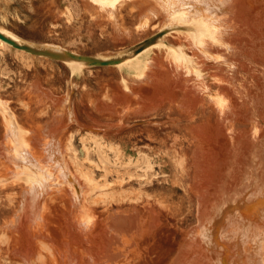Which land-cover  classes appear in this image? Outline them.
Segmentation results:
<instances>
[{
  "label": "rangeland",
  "instance_id": "1",
  "mask_svg": "<svg viewBox=\"0 0 264 264\" xmlns=\"http://www.w3.org/2000/svg\"><path fill=\"white\" fill-rule=\"evenodd\" d=\"M111 1L113 14L101 8L93 12L91 6L84 5L89 0H53L54 6L62 10L57 16L53 13L49 26L29 11L30 0H0V13L8 14L0 17V26L22 35L24 38L12 32L23 42H53L77 53L103 57L139 42L161 26L163 12L155 3L151 5L158 16L145 30L135 26L137 9L131 14L128 0ZM246 1L240 11L242 25L237 23L240 28L236 26V35H226L231 47L236 44L242 49L240 55L233 57L229 49L216 43L209 48L217 58L207 59L197 48L189 47L182 35L166 37L168 42L182 46L195 62L192 66L206 77L212 92L226 93V99L229 96L231 110L223 126L218 123L216 102L206 93L193 90L190 74L178 73L175 64L171 65V55L161 47L152 48L140 61L136 58L149 48L124 63L104 67L79 66L16 48H0V264H180L184 258L179 255H190L192 247L213 254L212 245L205 239L208 225L197 224L195 179L200 177L197 180L205 181L212 191L220 182L230 188L235 180L234 169L239 166L251 172L246 173L247 177L264 181V0ZM145 5L150 4L144 1L140 9ZM220 54L235 60L232 70L219 60ZM147 58H155L157 64L152 84H145L142 92L152 99L162 94L174 101L165 98L162 110H146L144 114L133 111L137 97L131 94L125 101L119 99V104H113L110 96L122 94L126 87L131 89ZM34 84L56 96L69 94L77 122L67 125L60 138L65 159L84 186V195L78 201L72 199L69 185L59 176L55 178L60 184L52 185L41 202L27 201L32 172H23L5 157L26 147L34 153L33 156L29 151L34 157L31 158H42L44 146L33 143L31 135L51 123L56 110L62 112L57 118L61 123L67 120L68 103H53L34 89ZM203 123L214 126L213 131L209 126V132L204 131L205 127L200 129ZM17 140L22 142L18 150L14 144ZM252 144L260 152L257 164L244 161L249 152V157L254 152ZM11 171L17 172L18 178L4 180ZM263 211L260 210L261 232ZM17 213L18 219H14ZM112 214L128 219L109 223ZM136 214L137 219L130 218ZM88 225L89 231H82ZM130 229L133 231L128 234ZM260 238L259 247L264 246V237ZM258 256L250 264H264L262 255ZM198 257L197 263L207 262ZM185 260L181 264L190 262Z\"/></svg>",
  "mask_w": 264,
  "mask_h": 264
},
{
  "label": "bare ground",
  "instance_id": "2",
  "mask_svg": "<svg viewBox=\"0 0 264 264\" xmlns=\"http://www.w3.org/2000/svg\"><path fill=\"white\" fill-rule=\"evenodd\" d=\"M128 1L131 4V7L129 8V10L131 11V14L135 9H137L136 10L137 11V13H136L137 20L135 22V26H137V28L147 30L152 19L157 18L158 12L156 11V7L151 5L152 3H155L156 6L163 12V16H162L163 19L161 20V26H159L157 31L164 29V28H172V29H170V31H167L158 41L153 43L154 45L152 47L151 46L147 47L149 49L145 53H143V55H141L140 57H137L136 59L139 61L142 60L144 55L148 54V52L151 51L152 48H158V47L163 48L165 53H168L171 55V57H172L171 65H172V63L175 64L174 66L176 68V71H178V73L182 72L183 75H184V73L190 74L189 81L191 82V86L194 88L193 90H197L198 92L200 91L201 93H206L209 96L210 100L216 102V105L218 106L217 107V109H218V114H217L218 123H220L221 126H223L222 124L225 125V123H226L225 119L227 120V111H228V109L231 110V104H232V102L230 104V100L228 99L229 96L226 99L225 98L227 96L226 93L212 92V90L209 89V85L207 83L206 77L203 75V73H201V71L198 68H194L192 66L195 64V62L192 61L191 57L188 56L187 53H185L182 46L168 42L166 40V37L168 35H172L173 33L182 35L185 39L188 40L187 41V42H189L188 44L191 45V46L189 45V47L194 46L207 59L217 58V55L215 56L213 53L214 51L211 52V50L209 48L210 45L216 44V43L222 44L225 50L229 49V53L233 57L240 55L242 49L239 46H237L236 44L231 47V45H233V44L230 43L231 41L226 40V35H229L230 33H234V34L236 33V31H237L236 29L239 27L237 25V23L242 25V16H241L240 11H241V6L244 4V2L246 0H128ZM144 1L148 2L150 5H145L144 9L143 8L140 9V5L142 6ZM253 1L254 0H252V2ZM97 3H99V4H97ZM84 5L85 6H88V5L91 6L93 12L97 11V9H99V8H101L105 11H111V14H113V12H114L112 9L113 2L111 0H99V1L98 0H89V4L86 3ZM95 13H97V12H95ZM236 26H237V28H236ZM174 27H179V28L175 29ZM180 27H183V28H180ZM0 31H2L6 35L12 37L13 39H15L17 41L23 42V40H21L14 33L8 31L7 29H5L1 26H0ZM43 44L49 45V46L54 47V48H62V46L57 45L53 42L52 43L51 42H45ZM0 46L1 47H12L11 45H9L8 43H6L5 41H3L1 39H0ZM220 47H221V45H220ZM63 48H65V47H63ZM20 51H23V50H20ZM117 52L118 51H116L115 53H117ZM112 54H114V53H112ZM230 54H229V56H230ZM220 55L218 56L219 60L221 62L226 63L227 66H229L230 69L232 70V68L235 66V60L233 62V58L230 59V58L224 57L223 55H221V56ZM39 57H42V56H39ZM124 61H122V62L124 63ZM144 61H145V63L142 62L143 63L142 64V71L140 72V70H139L136 78L132 82L131 89H130V87L125 88V90H127L128 94L130 93L132 96L137 97V100H136L137 106H134V108H133L134 109L133 111L136 114H144V111H146V110H151L152 113L159 112L160 110L163 109L164 104L162 103V101L165 100V98H168L169 102L174 101V98L171 99V98H169V96H165L162 94L159 96L157 94L158 97H156V99L155 98L152 99L148 95H146L142 92L141 89L145 86V84H148V85L152 84L153 74H154L153 68L157 64L155 61V58H151V59L147 58V60H144ZM220 61H218V62H220ZM67 63H69V62H67ZM70 63H73V62H70ZM75 64H79V66H80L82 63L75 62ZM170 66L168 65L169 69L171 68ZM163 67H164V65H163ZM216 76L218 77V75H216ZM232 77H234V76H232ZM212 80H213V78H212ZM225 83H226V81H225ZM133 85L135 87H133ZM191 86L189 88H191ZM33 88L40 90L41 93H44L45 95H47L53 101V103H55V101L56 102L58 101L59 104H61V105L68 103V106L66 109L67 120H66V122H64V124L61 123L60 119H57V118H59L61 116L62 112L59 110H56L55 111V114H57V115H55L56 118L54 117V119L51 123H45L42 126V128H39L40 131H38V133H36L34 131L33 134L31 135V140L33 141V143L36 142L35 143L36 145H43L44 146V148H42V151H43L45 156H42V158L40 157L38 159V157H36L38 160L33 159L34 153L32 152V150H29L31 148H26V147L21 148L22 142L20 144V142L18 140L15 141L14 144L16 145L17 150H18V146L21 149L17 152L15 151V153L14 152L8 153L7 151L4 150L5 152L8 153V154L6 153L7 155L5 157H9L8 159L11 162H13L17 168H22L23 172L28 173L26 170L32 172L33 176L30 178V181L31 182L33 181V184H30L32 189L27 193L29 195V197L26 198L27 201L31 200V202L33 201L34 203L36 201H40L43 198L45 192L47 193L52 185H59L60 182L56 180V178H55L56 176H59L62 179L61 181H63L64 183L69 185V189H70L71 194H72V199H75L76 201H78L80 199V197L84 195V186L80 182L78 176H76L71 171V169H70V167H69V165L65 159V156H64L65 148H64L63 143H62L61 138H60L61 132L65 129V127L67 125H69L72 122H77V118H76L74 109H73L72 104L70 103V100H69V94H65L62 96H56V95L52 94L49 90H45L47 88L43 89L37 84H34ZM219 90H220V88H219ZM45 92H47V93H45ZM125 96H126V94L122 93L119 95L110 96V99L112 100V97H114L112 102L114 101L113 104L117 105L120 103L119 99H122L124 101L126 100ZM195 104H196V102H195ZM255 104L256 103L254 102V105ZM232 109H233V107H232ZM225 111H226V114H225ZM255 111H256V109H255ZM1 112H3V111H1ZM255 116H256V114H255ZM7 119H9V116L7 117ZM9 122H10V120H9ZM114 123H116V122H114ZM114 123H111V124H114ZM12 124H9V125L11 126ZM214 124L215 123H213V125ZM208 126L210 127L211 131H213V128H211L212 125L210 126V123L204 124V126L201 127L200 129L205 127L206 129L204 128V131L205 130L208 131V129H209ZM212 127H214V126H212ZM236 131H237V129H236ZM208 132L206 133V132L202 131V134L203 133L208 134ZM211 135H212V133H211ZM10 137H12V136L10 135ZM230 140H231V138H230ZM257 140L255 142H257V144H258L259 140L258 141ZM3 144H4V141L2 142V147L4 146ZM95 144H96V142H95ZM255 146L256 145H253V144L251 145V148L254 150V152L251 153V155H250L251 157H249V154H250V152H249V154L247 155L248 158L245 157L244 161H245V159L246 160L249 159V161H252V164H254L255 161H256L255 164H257V160H259V153L260 152H258L257 147H256L257 149H255ZM263 149H264V146H263ZM253 150H251V152ZM29 151H31L33 153V156L30 155ZM10 157H13V158H10ZM31 157H33V158H31ZM102 157H101V160H102ZM142 160H143V158H142ZM87 161L89 162V160H87ZM106 161H108V164H109V159ZM209 161H210V159H209ZM249 161H248V164L252 165ZM140 163H142V162H140ZM110 164H111V162H110ZM136 166H138V165H136ZM139 166H140V164H139ZM50 167H51V169H50ZM238 169L241 170V172L238 171ZM234 170H235L234 171L235 172V174H234L235 180H233V182H232L233 185L231 184L232 186H230V188H229L228 186H226V184H223L224 182H220L217 186L216 191L210 190V188H208L207 183H205V181L203 182V180H202V182H201V180L200 181L197 180L200 177L196 178L197 174H195L196 179H195L194 185H195L196 194L198 196L197 197V199H198V214H197V216H198L197 222L198 223L197 224H200L202 226H204L205 224L208 225V227L206 226V228L204 230L206 231L205 232L206 236L207 237L210 236V237L209 238L206 237L205 239H207L206 241H208L209 245H212L210 249L213 251V254L208 255V253H204V250H199V249L195 250V248L192 247V249L190 248L191 250L189 251L190 255L186 254L187 252L183 253V254L181 253V255H179L180 259L184 258L180 261L181 263L186 258L185 262L188 261V259L190 261L188 264H200L202 262L197 263V261L199 262V260H197V259H196L197 261L195 260V258H197V256H199L200 259L205 258L207 260V262H205L203 264H250L251 259H254L256 261L257 258L259 257L258 255H260V254L262 255L261 259L264 263V246L259 247V242H260L259 240H261L260 237H264V236H262V235H264V232H261V228L259 227V220H260V216H261L260 210L264 209V197H262L264 195V181L262 182L259 179H257L258 178L257 176H256L257 178H254V176H252L253 177L252 179L250 176L247 177L246 173H248V174L251 173L248 171V169L245 170L244 168L241 169V168H239V166H236ZM200 172H197L198 175L200 174ZM25 175H27V174H25ZM29 175H30V173H29ZM7 176L4 178V180H8L9 178H13V177L18 178V173L15 171H11V173H9V176L8 177ZM0 180H3V178ZM246 180H249V181H246ZM198 182H200V185L198 184ZM95 183H96V181H94V184ZM101 196H102V194H101ZM76 201H75V203H76ZM82 202H83V200H82ZM21 204H22V208H23L24 205H23V203H21ZM37 204H39V202ZM20 206L21 205H19V207ZM37 210L39 211V208ZM132 211H134V209ZM151 211L153 212V210H151ZM154 213L155 212H153V214ZM106 216H107V214H106ZM262 216L264 218V211L262 212ZM13 218L18 219V213ZM130 218L137 219L138 215L137 214H136V216L131 215ZM115 219H117V220H115ZM118 219H128V218H125L121 214L109 215V223L112 220H115V221L111 222L114 224V222L118 221ZM88 220H90V219L87 218L86 221H88ZM76 221L78 222V220H76ZM83 221H81L80 223L83 224ZM108 225H107V227L111 228L110 225L109 226ZM90 228H91V226L88 225L82 231L87 232V229L89 231ZM111 230H114V229H111ZM93 231H91L90 234ZM123 231H125V230H123ZM132 231L133 230L130 229L128 231V234H131ZM193 232H189V233L192 234ZM90 234H87V235H90ZM190 241H192V240H190ZM188 248H189V246H188ZM208 248H209V246H208ZM185 251H187V250L185 249ZM105 252H106V250H105ZM182 252H184V251H182ZM104 256H105V254H104ZM111 257H113V256H111ZM199 257H198V259H199ZM82 260H85V259H82ZM104 260H106V259H104ZM173 261H174V259H173ZM180 262H178V263H180ZM183 264H184V262H183Z\"/></svg>",
  "mask_w": 264,
  "mask_h": 264
},
{
  "label": "water",
  "instance_id": "3",
  "mask_svg": "<svg viewBox=\"0 0 264 264\" xmlns=\"http://www.w3.org/2000/svg\"><path fill=\"white\" fill-rule=\"evenodd\" d=\"M174 28L178 29L179 27ZM170 29L172 28H164L159 31H156L152 35H149L148 37L140 40L139 42L125 47L117 53L108 55L106 57L90 54H81L63 47L54 48L46 44H39L37 42H21L6 35L2 31H0V39L16 49L24 50L33 55L46 57L60 62H79L82 63L84 66L88 67H104L117 65L125 59L133 57L146 47L158 41L167 31H170Z\"/></svg>",
  "mask_w": 264,
  "mask_h": 264
},
{
  "label": "crops",
  "instance_id": "4",
  "mask_svg": "<svg viewBox=\"0 0 264 264\" xmlns=\"http://www.w3.org/2000/svg\"><path fill=\"white\" fill-rule=\"evenodd\" d=\"M1 1H4V0H1ZM30 3H31L30 4L31 5V9L29 11L30 12H33L34 13V16H38L41 19V21L44 20L45 25H47V23H48L49 26H52V19L54 17L53 16V13L55 12V14L57 16L59 14L60 10H62L58 6H56V7L54 6L53 0H38L36 2H33V0L32 1L30 0ZM55 9H56V11H55ZM4 16H7L8 17V14L7 15L6 14H2V12H1L0 13V17L1 18H4ZM47 17H48V22H46L47 21ZM11 31L14 32V33H16V34H18L14 30H11ZM18 35L21 36V37H23L20 34H18ZM27 40H30V39H27ZM30 41H34V40H30ZM37 42H41V41H37ZM0 48H4V49L5 48L6 49H9V48L11 49L12 48L13 50H15V48H13V47H1L0 46ZM122 93L126 94L125 97L128 98V92L127 91L122 90Z\"/></svg>",
  "mask_w": 264,
  "mask_h": 264
}]
</instances>
